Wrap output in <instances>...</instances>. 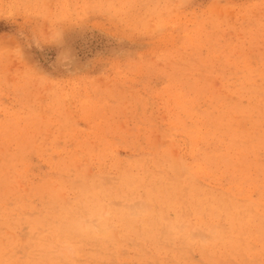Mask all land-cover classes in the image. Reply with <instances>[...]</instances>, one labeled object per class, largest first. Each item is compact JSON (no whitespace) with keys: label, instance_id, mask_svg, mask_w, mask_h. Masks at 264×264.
<instances>
[{"label":"rangeland","instance_id":"374dc122","mask_svg":"<svg viewBox=\"0 0 264 264\" xmlns=\"http://www.w3.org/2000/svg\"><path fill=\"white\" fill-rule=\"evenodd\" d=\"M262 90L264 0H0V264H264Z\"/></svg>","mask_w":264,"mask_h":264},{"label":"bare ground","instance_id":"6f19581e","mask_svg":"<svg viewBox=\"0 0 264 264\" xmlns=\"http://www.w3.org/2000/svg\"><path fill=\"white\" fill-rule=\"evenodd\" d=\"M205 75H207V74H205ZM205 75H204V76H205ZM212 75H213V74H212ZM205 77H206V76H205ZM210 77H211V76H210ZM199 78H200V77H199ZM201 78H202V77H201ZM197 79H198V78H197ZM211 79H212V78H211ZM229 79H231V78H229ZM192 80H193V79H192ZM207 80H208V79H207ZM237 80H238V79H237ZM245 80H246V79H245ZM254 80H255V79H254ZM201 81H203V80H201ZM224 81H226V80H224ZM227 81H228V80H227ZM238 81H239V80H238ZM247 81H248V80H247ZM251 81H252V80H251ZM210 82H211V81H210ZM229 82H230V81H229ZM244 82H245V81H244ZM192 83H194V82H192ZM202 83H204V82H202ZM227 83H228V82H227ZM227 83H226V84H227ZM250 83H251V82H250ZM258 83H259V82H258ZM262 83H263V82H262ZM205 84H206V83H205ZM222 84H223V83H222ZM224 84H225V83H224ZM237 84H238V83H237ZM252 84H253V83H251V84H249V85H252ZM197 85H198V84H197ZM201 85H202V84H201ZM201 85H200V86H201ZM203 85H204V84H203ZM229 85H230V84H229ZM239 85H240V84H239ZM188 86H189V84H188ZM211 86H212V85H211ZM211 86L209 85V88H212ZM224 86H225V85H224ZM237 86H238V85H237ZM257 86H258V85H257ZM235 87H236V84H235ZM247 87H248V86H247ZM241 88H242V86H241ZM245 88H246V87H245ZM251 88H252V87H251ZM197 89H198V88H197ZM217 89H218V88H217ZM228 89H229V88H227V92H228ZM233 89H235V88H233ZM239 89H240V87H239ZM198 90H199V89H198ZM207 90H209V89H207ZM219 90H221V89H219ZM222 90H223V89H222ZM231 90H232V89H231ZM235 90H236V89H235ZM253 90H254V88H253ZM257 90H258V89H257ZM259 90H260V89H259ZM210 91H211V89H210ZM232 91H234V90H232ZM236 91H237V90H236ZM238 91H240V90H238ZM241 91H242V90H241ZM241 91H240V92H241ZM243 91H245V90H243ZM248 91H249V90H248ZM251 91H252V90H251ZM251 91H250V92H251ZM260 91H261V90H260ZM260 91H258V93H260ZM262 91H264V90H262ZM206 92H207V91H206ZM214 92L217 93L216 90H215ZM219 92H220V91H218V94H219ZM230 92H231V91H230ZM252 92H253V91H252ZM208 93H209V92H208ZM242 93H243V92H242ZM232 94H233V93H232ZM245 94H246V93H245ZM253 94H254V93H253ZM215 95H216V94H215ZM236 95H237V94H236ZM246 95H247V94H246ZM248 95H249V94H248ZM219 96H221V95H219ZM233 96H235V95H233ZM233 96H232V97H233ZM238 96H239V95H238ZM253 96H254V95H253ZM255 96H256V95H255ZM222 97H223V95H222ZM240 97H241V96H240ZM243 97H245V96H243ZM190 98H191V97H190ZM237 98H239V97H237ZM251 98H252V97H251ZM258 98H259V97H258ZM263 98H264V97H263ZM263 98H262V99H263ZM183 99H185V98H183ZM217 99H218V98H217ZM227 99H228V98H227ZM232 99H233V98H232ZM247 99H248V98H247ZM254 99H255V98H254ZM241 100L243 101L244 99H241ZM248 100H249V99H248ZM257 100H258V99H257ZM263 100H264V99H263ZM216 101H217V100H216ZM226 101H227V100H226ZM249 101H250V100H249ZM260 101H261V100H260ZM190 102H191V101H190ZM192 102H193V101H192ZM232 102H233V101H232ZM232 102H231V103H232ZM237 102H238V99H237ZM239 102H240V101H239ZM261 102H262V101H261ZM194 103H195V102H194ZM194 103H193V104H194ZM242 103H243V102H242ZM212 104H213V102H212ZM248 104H250V103H248ZM187 105H188V104H187ZM213 105H214V104H213ZM216 105H217V104H216ZM246 105H247V104H246ZM183 106H184V105H183ZM183 106H182V108H183ZM185 106H186V104H185ZM192 106H193V105H192ZM211 106H212V105H211ZM224 106H225V105H224ZM229 106H230V105H229ZM188 107H189V106H188ZM193 107H194V106H193ZM222 107H223V106H222ZM194 108H196V107H194ZM205 108H206V107H205ZM245 108H246V107H245ZM187 109H188V108H187ZM213 109H214V108H213ZM229 109H231V108H229ZM233 109H234V108H233ZM254 109H255V108H253V111H254ZM257 109H259V108H257ZM263 109H264V108H263ZM189 110H190V108H189ZM202 110H203V109H202ZM204 110H205V109H204ZM210 110H212V109H210ZM210 110H209L208 112H206V113H209ZM244 110H245V109H244ZM191 111H192V110H191ZM206 111H207V110H206ZM216 111H217V110H216ZM219 111H220V110H219ZM222 111H224V110H222ZM225 111H226V109H225ZM227 111H228V108H227ZM251 111H252V110H251ZM253 111H252V112H253ZM192 112H193V111H192ZM211 112H212V111H211ZM211 112H210V113H211ZM213 112H214V111H213ZM245 113H246V112H245ZM245 113H244V115H245ZM256 113H258V112H256ZM261 113H262V112H261ZM198 114H199V113H198ZM217 114H218V112H217ZM228 114H229V112H228ZM234 114H235V113H234ZM258 114H259V113H258ZM192 115H195V113L192 114ZM208 115H209V114H208ZM215 115H216V114H215ZM218 115H219V114H218ZM222 115H223V113H222ZM242 115H243V114H242ZM254 115H255V112H254ZM256 115H257V114H256ZM186 116H187V115H185V117H186ZM200 116H201V114H200ZM213 116H214V115H213ZM226 116H228V115L226 114ZM229 116H230V114H229ZM231 116H232V115H231ZM236 116L238 117V114H237ZM247 116H248V115L246 114V117H247ZM203 117H204V116H203ZM206 117H207V116H206ZM208 117H209V116H208ZM208 117H207V118H208ZM211 117H212V116H211ZM250 117H251V116H250ZM192 118H194V117L192 116ZM192 118H191V120H192ZM212 118H213V117H212ZM229 118H230V117H229ZM242 118H244V117H242ZM247 118H249V116H248ZM247 118H245V119H247ZM263 118H264V117H263ZM197 119H198V118H197ZM208 119H209V118H208ZM221 119H222V118H221ZM224 119H225V118H224ZM235 119H236V118H235ZM256 119H257V118H256ZM191 120H190V121H191ZM203 120H204V119H203ZM209 120H211V119H209ZM214 120H215V119H214ZM232 120H233V119H232ZM248 120H249V119H248ZM251 120H252V119H251ZM258 120H259V119H258ZM261 120H262V119H261ZM195 121H196V120H195ZM219 121H221V120H219ZM223 121L225 122V120H223ZM228 121H230V120H228ZM233 121H234V120H233ZM235 121H236V120H235ZM235 121H234V122H235ZM238 121H240V120H238ZM242 121H243V119H242ZM252 121H253V120H252ZM259 121H260V120H259ZM188 122H189V120H188ZM192 122H194V121H192ZM201 122H203V121H201ZM210 122H211V121H209V123H210ZM234 122H233V123H234ZM236 122H237V121H236ZM197 123H198V122H197ZM221 123H222V122H221ZM233 123H231V124L228 125V126H232ZM247 123H248V121H247ZM261 123H262V122H261ZM199 124H200V122H199ZM212 124H213V123H212ZM228 124H229V123H228ZM236 124H237V123H236ZM251 124H252V123H251ZM254 124H255V123H254ZM256 124H257V123H256ZM184 125H186V124H184ZM184 125H183V126H184ZM190 125H191V123H190ZM194 125H195V124H194ZM217 125H219V124H217ZM223 125H224V124H223ZM249 125H250V124H249ZM195 126H196V125H195ZM186 127H187V126H186ZM193 127H194V126H193ZM199 127H200V126H199ZM207 127H208V125H207ZM219 127H220V125H219ZM219 127H218V128H219ZM255 127H257V126H255ZM184 128H185V127H184ZM187 128H188V127H187ZM210 128H211V127H210ZM210 128H208V129H210ZM216 128H217V127H215V129H216ZM231 128H232V127H231ZM231 128H230V129H231ZM233 128H234V126H233ZM238 128H239V127H238ZM257 128H258V127H257ZM201 129H202V128H201ZM204 129H205V128H204ZM208 129H207V130H208ZM213 129H214V128H213ZM230 129H229V131H230ZM234 129H235V128H234ZM246 129H247V128H246ZM186 130H187V129H186ZM207 130H205V131H207ZM226 130H227V129H226ZM243 130H244V129H243ZM243 130H242V131H243ZM253 130H254V129H253ZM258 130H259V129H257V131H258ZM188 131H189V130H188ZM200 131H201V130H200ZM209 131H211V130H209ZM212 131H213V130H212ZM221 131H223V130H221ZM231 131H232V130H231ZM257 131H256V133H258ZM224 132H226V131H224ZM238 132H239V131H238ZM247 132H248V131H247ZM203 133H204V132H203ZM226 133H227V132H226ZM234 133H235V132H234ZM234 133H231V134L234 135ZM245 133H246V132H245ZM254 133H255V132H254ZM261 133H262V132H261ZM194 134H195V133H194ZM216 134H217V133L215 132V135H216ZM219 134H220V133H219ZM235 134H236V133H235ZM242 134H244V132H243ZM259 134H260V133H259ZM190 135H191V134H190ZM190 135H189V136H190ZM200 135H201V134H200ZM221 135H222V134H221ZM228 135L230 136V134H228ZM233 135H232V136H233ZM237 135H240V134H237ZM253 135H254V134H253ZM257 135H258V134H257ZM191 136H193V135H191ZM203 136H204V135H203ZM206 136H207V135H206ZM213 136H214V135H213ZM216 136H217V135H216ZM241 136H242V135H241ZM251 136H252V134H250L249 137L251 138ZM197 137H198V136H197ZM200 137H201V136H200ZM220 137H221V136H220ZM252 137H253V136H252ZM190 138H192V137H190ZM210 138H211V136H210ZM246 138H247V137H246ZM260 138H261V137H260ZM262 138H263V137H262ZM208 139H209V138H208ZM208 139H207V141H209ZM211 139H212V138H211ZM213 139H214V138H213ZM221 139H222V138H221ZM239 139H241V138H239ZM263 139H264V138H263ZM199 140H200V139H199ZM252 140H253V139H252ZM254 140H255V139H254ZM221 141H222V140H221ZM237 141H238V140H237ZM257 141H258V140H257ZM261 141L264 142L262 139H261ZM199 142H200V141H199ZM213 142H214V141H213ZM225 142H226V141H225ZM230 142H231V140H230ZM230 142H229V143H230ZM250 142H251V141H250ZM205 143H206V142H205ZM220 143H221V142H220ZM251 143H253V142H251ZM259 143H260V142H259ZM259 143H257V145H259ZM191 144H192V143H191ZM194 144H195V143H194ZM199 144H200V143H199ZM227 144H228V143H227ZM227 144H226V145H227ZM239 144H240V143H239ZM241 144L243 145L242 142H241ZM255 144H256V142H255ZM206 145H207V144H206ZM206 145H205V146H206ZM222 145H223V144H222ZM228 145H229V144H228ZM236 145H237V144H236ZM242 145H241V146H242ZM251 145H252V144H251ZM251 145H250V146H251ZM198 146H199V145H198ZM203 146H204V144H203ZM205 146H204V147H205ZM208 146H210V145H208ZM208 146H207V147H208ZM211 146H212V145H211ZM224 146H225V145H224ZM246 146H247V144H246ZM246 146H245V147H246ZM250 146H247V147L250 148ZM12 147H13V146H12ZM201 147H202V146H201ZM237 147H239V146L237 145ZM10 148H11V147H10ZM27 148H28V147H27ZM33 148H35V147H33ZM195 148H196V147H195ZM228 148H230V147H228ZM240 148H241V147H239V150H240ZM242 148H243V147H242ZM249 148H247V149H249ZM263 148H264V144H263ZM12 149H13V148H12ZM16 149H17V148H16ZM18 149H21V148L19 147ZM28 149H29V148H28ZM202 149H203V148H202ZM204 149H205V148H204ZM207 149H208V148H207ZM207 149H206V150H207ZM214 149H215V148H213V150H214ZM223 149H225V148H223ZM231 149H232V148H231ZM9 150H10V149H9ZM13 150H14V149H13ZM22 150H23V149H22ZM31 150H33V149H31ZM199 150H200V149H199ZM215 150H216V149H215ZM221 150H222V149H221ZM255 150H256V147H255ZM263 150H264V149H263ZM263 150H262V151H263ZM11 151H12V150H11ZM34 151H35V150H34ZM230 151H231V150H230ZM232 151H233V149H232ZM244 151H245V149H244ZM247 151H248V150H247ZM258 151H260V148H259ZM2 152L4 153V151H2ZM17 152H18V151H17ZM17 152H16V153H17ZM206 152L209 153V151H206ZM211 152H212V151H211ZM215 152H217V150H216ZM221 152H222V151H221ZM221 152H220V153H221ZM224 152H225V151H224ZM236 152H238V151H236ZM245 152H246V151H245ZM248 152H249V151H248ZM18 153H19V152H18ZM198 153H199V152H198ZM200 153H201V152H200ZM12 154H13V153H12ZM29 154H30V153H29ZM147 154H148V153H147ZM150 154H151V153H150ZM150 154H148V155L150 156ZM213 154H214V153H213ZM221 154H222V153H221ZM233 154H234V153H233ZM238 154H239V153H238ZM1 155H2V153H1ZM1 155H0V157H1ZM6 155H7V152H6ZM15 155H16V154H15ZM208 155H209V154H208ZM223 155H224V153H223ZM228 155H229V154H228ZM234 155H235V154H234ZM257 155H258V154H257ZM2 156H3V155H2ZM20 156H21V155H20ZM145 156H146V155H145ZM156 156H158V155L156 154ZM156 156H155V157H156ZM193 156H194V155H193ZM196 156H197V155H196ZM196 156H195L194 158H196ZM226 156H227V155H226ZM229 156H231V155H229ZM239 156H240V155H239ZM243 156H244V154H243ZM18 157H19V156H18ZM25 157H26V156H25ZM27 157H28V155H27ZM27 157H26V158H27ZM151 157H152V156H151ZM160 157H161V155H160ZM232 157H233V156H232ZM247 157H248V156H247ZM263 157H264V156H263ZM220 158H221V157H220ZM245 158H246V157H245ZM16 159H17V158H16ZM23 159H24V158H23ZM151 159H152V158H151ZM201 159H202V158H201ZM205 159H206V158H205ZM208 159H209V158H208ZM212 159H213V158H211L210 161H211ZM216 159H217V158H216ZM222 159H223V158H222ZM249 159H250V158H249ZM12 160H13V159H12ZM195 160H196V159H195ZM198 160H199V159H198ZM202 160H204V159H202ZM217 160H218V159H217ZM223 160L225 161V159H223ZM237 160H238V159H237ZM247 160H248V159H247ZM5 161H6V160H5ZM17 161H18V160H17ZM160 161H161V160H160ZM250 161H251V160H250ZM3 162H4V161H3ZM7 162H8V160H7ZM153 162H154V161H153ZM206 162H207V161H206ZM213 162H214V161H213ZM216 162H217V161H216ZM222 162H223V161H222ZM235 162H236V160L234 161V163H235ZM242 162H244V161H242ZM245 162H246V160H245ZM247 162H248V161H247ZM256 162H257V161H256ZM263 162H264V161H263ZM4 163H5V162H4ZM10 163H12V162H10ZM14 163H16V161H14ZM155 163H156V162H155ZM194 163H197V162H194ZM207 163H208V162H207ZM224 163H225V162H224ZM227 163H228V162H227ZM229 163H230V162H229ZM231 163H232V162H231ZM237 163H239V162H237ZM251 163H252V161H251ZM8 164H9V163H8ZM199 164H200V163H199ZM199 164H198V165H199ZM245 164H246V163H245ZM2 165H3V163H2ZM14 165H16V164H14ZM196 165H197V164H196ZM225 165H226V164H225ZM240 165H241V163H240ZM250 165L252 166V164H250ZM199 166H200V165H199ZM208 166H210V165H208ZM211 166H213V165H211ZM1 167H2V166H1ZM195 167H197V166H195ZM223 167H224V166H223ZM234 167H235V166H234ZM2 168H3V167H2ZM5 168H6V167H4L3 170H5ZM13 168H14V167H13ZM18 168H19V167H18ZM199 168H200V167H199ZM206 168H207V166H206ZM217 168H218V167H217ZM226 168H227V167H226ZM230 168H231V167H230ZM230 168H229V169H230ZM6 169H7V168H6ZM21 169H22V168H21ZM24 169H26V168H24ZM210 169H211V167H210ZM224 169H225V168H224ZM227 169H228V168H227ZM232 169H233V168H232ZM235 169H237V168H235ZM238 169H239V167H238ZM241 169H242V168H241ZM244 169H245V167L243 168V170H244ZM221 170H222V169H221ZM249 170H250V169H249ZM249 170H248V171H249ZM259 170H260V169H259ZM259 170H258V171H259ZM20 171H21V170H20ZM204 171H205V170H204ZM216 171H217V170H216ZM216 171H215V172H216ZM232 171H233V170H232ZM234 171H235V170H234ZM241 171H242V170H240V172H238V173H241ZM246 171H247V170H246ZM246 171H245V172H246ZM252 171H253V170H252ZM8 172L10 173V171H8ZM25 172H26V171H25ZM218 172H219V171H218ZM223 172H224V171H223ZM236 172H237V171H236ZM236 172H235V173H236ZM242 172H244V171H242ZM249 172H250V171H249ZM255 172H256V171H255ZM255 172H254V173H255ZM5 173H7V172H5ZM9 173H8V174H9ZM213 173H214V172H213ZM226 173H227V172H226ZM232 173L235 174L234 172H232ZM259 173H261V172H259ZM8 174H7V175H8ZM15 174H16V173H14V175H15ZM203 174H204V173H203ZM209 174H210V173H209ZM215 174H217V172H216ZM227 174H228V173H227ZM229 174H230V173H229ZM236 174H237V173H236ZM262 174H264V173H262ZM11 175H12V174H11ZM11 175L9 174L8 176H11ZM210 175H211V174H210ZM217 175H218V174H217ZM238 175H239V174H238ZM247 175H248V174H247ZM257 175H258V174L256 173V176H257ZM260 175H261V174H260ZM12 176H13V175H12ZM26 176H27V174H26ZM26 176H24V177H26ZM206 176H207V175H206ZM211 176H213V175H211ZM228 176H229V175H228ZM236 176H237V175H236ZM244 176H245V175L243 174V177H244ZM254 176H255V175H254ZM17 177H18V176H17ZM209 177H210V176H209ZM225 177H226V176H225ZM233 177H234V176H233ZM252 177H253V175H252ZM260 177H261V176H260ZM200 178H201V177H200ZM215 178H216V177H215ZM247 178H248V176H247ZM249 178H250V177H249ZM255 178H256V177H255ZM206 179H207V178H206ZM216 180H217V179H216ZM239 180H240V182H242L241 179H239ZM244 180H245V179H244ZM257 180H258V178H257ZM263 180H264V179H263ZM205 181H206V180H205ZM211 181H212V180H211ZM217 181H218V180H217ZM260 181H261V180H260ZM206 182H207V181H206ZM208 182H209V181H208ZM240 182H238V183H240ZM214 183H215V182H214ZM222 183H223V182H222ZM249 183H250V182H249ZM262 183L264 184V182H262ZM233 184H234V183H233ZM259 184H260V183H259ZM214 185H215V184H214ZM230 185H231V184H230ZM34 186H35V185H34ZM217 186H219V185H217ZM239 186H240V185H239ZM250 186H251V185H250ZM261 186H262V185H261ZM223 187H224V186H223ZM242 187H243V186H242ZM246 187H247V186H246ZM246 187H245V188H246ZM257 187H258V186H257ZM208 188H209V187H208ZM229 188H230V187H229ZM253 188H254V187H253ZM17 189H18V188H17ZM37 189H38V188H37ZM224 189H225V188H224ZM9 190H10V189H9ZM236 190H237V189H236ZM247 190H248V188H247ZM254 190H255V189H254ZM0 191H1V190H0ZM4 191H6V190L4 189ZM4 191H3V192H4ZM12 191H13V190H12ZM18 191H19V190H18ZM20 191H21V190H20ZM22 191H23V190H22ZM22 191H21V192H22ZM206 191H207V190H206ZM219 191H220V190H219ZM232 191H233V188H232ZM249 191H250V190H249ZM14 192H15V191H14ZM241 192H242V191H241ZM262 192H263V191H262ZM229 193H230V192H229ZM231 193H232V192H231ZM235 193H236V192H235ZM4 194H5V193H4ZM6 194H7V193H6ZM22 194H23V192H22ZM25 194H26V193H25ZM198 194H199V193H198ZM232 194H233V193H232ZM232 194H231V195H232ZM252 194H253V193H252ZM11 195H12V194H11ZM11 195H10V196H11ZM13 195H14V194H13ZM209 195H210V193H209ZM249 195H251V194H249ZM3 196H4V195H3ZM232 196H233V195H232ZM251 196H252V195H251ZM0 197H1V196H0ZM18 197H19V196H18ZM23 197H24V194H23ZM259 197H261V196H259ZM212 198H213V197H212ZM255 198H256V197H255ZM24 199L26 200L27 198H24ZM24 199H23V200H24ZM245 199H246V198H245ZM226 200H227V199H226ZM243 200H244V199H243ZM257 200H258V199H256V201H257ZM263 201H264V200H263ZM263 201H261V202H263ZM204 202H205V201H204ZM218 202H219V201H218ZM227 202H228V201H227ZM259 202H260V201H259ZM0 204H1V203H0ZM205 204H206V203H205ZM253 204H254V203H253ZM210 205H211V204H210ZM10 206H11V205H10ZM240 206H241V205H240ZM263 206H264V205H263ZM207 207H208V206H207ZM242 207H243V206H242ZM209 208H210V207H209ZM209 208H208V209H209ZM215 208H216V207H215ZM4 209H5V208H4ZM4 209H3V210H4ZM211 210H212V209H211ZM225 210H226V209H225ZM246 210H247V209H246ZM251 210H252V209L249 208V211H251ZM4 211H5V210H4ZM212 211H213V210H212ZM252 211H253V210H252ZM255 211H256V210H255ZM16 212H17V211H16ZM213 212H214V211H213ZM234 212H235V211H234ZM236 212H237V211H236ZM7 213H8V212H7ZM17 213H18V212H17ZM203 213H204V212H203ZM215 213H216V212H215ZM215 213H214V214H215ZM248 213H250V212H248ZM253 213H254V212H253ZM3 214H4V212H3ZM201 214H202V213H201ZM201 214H200V215H201ZM243 214H244V212H243ZM244 215H245V214H244ZM10 216H11V215H10ZM252 216H253V215H252ZM207 217H208V216H207ZM253 217H254V216H253ZM253 217H252V218H253ZM257 217H258V215H257ZM262 217H263V216H262ZM222 218H223V217H222ZM242 218H243V217H242ZM258 218H259V217H258ZM234 219H235V218H234ZM224 220H225V219H224ZM228 220H229V219H228ZM245 220H246V219H245ZM216 221H217V220H216ZM249 221H250V220H249ZM235 222H236V221H235ZM238 222H239V221H238ZM242 222H243V221H242ZM252 222H253V220H252ZM227 223H229V222H227ZM239 223H240V222H239ZM247 223H248V222H247ZM247 223H246V224H247ZM250 223H251V222H250ZM231 224H232V223H231ZM246 224H245V225H246ZM257 224H258V223H257ZM223 225H226V224H223ZM249 225H250V224H249ZM249 225H248V226H249ZM252 225H253V223H252ZM253 226H254V225H253ZM257 226H258V225H257ZM219 227H220V226H219ZM227 227H228V226H227ZM227 227H225V228H227ZM237 227H238V226H237ZM15 228H16V227H15ZM249 228H250V226H249ZM254 228L256 229V227H254ZM258 228H259V227H258ZM236 229H237V228H236ZM247 230H248V229H247ZM249 230H251V229H249ZM236 231H237V230H236ZM239 232H240V230H239ZM239 232H238V233H239ZM247 232H248V231H247ZM252 232H253V231H252ZM255 232H256V231H255ZM258 232H259V229H258ZM6 234H7V233H6ZM253 234H254V233H253ZM253 234L251 233V235H253ZM256 234H257V232H256ZM216 235H217V234H216ZM239 235H240V233H239ZM244 235H246V234L244 233ZM254 235H255V234H254ZM257 235H258V234H257ZM259 235L262 236V235L260 234V232H259ZM10 236H12V235H10ZM10 236L7 235V236H5V237H10ZM240 236H241V235H240ZM249 237H250V236H249ZM229 238H230V237H229ZM247 238H248V237H247ZM251 238H252V237H251ZM255 238H257V237H255ZM258 238H259V237H258ZM261 238H262V237H261ZM8 239H9V238H8ZM239 239H240V238H239ZM1 240H2V239H1ZM242 240H243V239H242ZM255 240H256V239H255ZM255 240H254V241H255ZM257 240H259V239H257ZM181 241H182V240H181ZM254 241H253V242H254ZM259 241H260V240H259ZM176 242H177V241H176ZM179 242H180V241H179ZM210 242L212 243V241H210ZM213 242H214V241H213ZM180 243H181V242H180ZM259 243L263 244V243H262V240H261V242H259ZM15 244H16V242H15ZM21 244H22V243H21ZM196 244H197V243H196ZM205 244H207V243H205ZM217 244H218V243H217ZM10 245H11V244H10ZM208 245H209V244H208ZM218 245H219V244H218ZM229 245H230V244H229ZM229 245H228V246H229ZM257 245H258V244H257ZM257 245H256V246H257ZM6 246H7V245H6ZM194 246H195V245H194ZM198 246H199V245H198ZM216 246H217V245H216ZM216 246H214V247H216ZM226 246H227V245H225V247H226ZM253 246H255V245L253 244ZM8 247H9V246H8ZM210 247H211V245H210ZM232 247H233V246H232ZM244 247H245V246H244ZM13 248H14V247H13ZM17 248H18V247H17ZM216 248H217V247H216ZM242 248H243V247H242ZM19 249H20V248H19ZM203 249H204V248H203ZM220 249H221V248H220ZM256 249H257V248H256ZM259 249H260V248H259ZM14 250H15V249H14ZM14 250H12V252H13ZM20 250H22V248H21ZM20 250H18V251H20ZM204 250H206V249H204ZM227 250H228V248H227ZM246 250H248V247H247ZM252 250H253V249H252ZM7 251H8V250H7ZM9 251H10V250H9ZM207 251H209V250L207 249ZM244 251H245V250H244ZM254 251H255V249H254ZM16 252H17V251H16ZM234 252H235V251H233V253H234ZM219 253H220V252H219ZM14 254H16V253H14ZM18 254H19V253H18ZM208 254H209V253H208ZM220 254H221V253H220ZM225 254H226V253H225ZM229 254H231V253H229ZM247 254H248V253H247ZM12 255H13V254H12ZM12 255H11V256H12ZM226 255H227V254H226ZM208 256H209V255H208ZM228 256H229V255H228ZM0 257H1V256H0ZM202 257H203V256H202ZM222 257H223V256H222ZM255 257H256V256H255ZM262 257H263V256H262ZM218 258H219V257H218ZM230 258H231V257H230ZM234 258H235V256H234ZM257 258H258V257H257ZM24 259H25V258H24ZM203 259H204V258H203ZM6 260H7V259H6ZM8 260H9V259H8ZM10 260H11V259H10ZM204 260H205V259H204ZM257 260H258V259H257ZM13 261H14V260H13ZM18 261H19V258H18ZM260 261H261V260H260ZM0 262H1V261H0ZM5 262H6V261H5ZM16 262H17V261H16ZM262 262H263V261H262ZM1 264H2V263H1ZM8 264H10V263H8Z\"/></svg>","mask_w":264,"mask_h":264}]
</instances>
